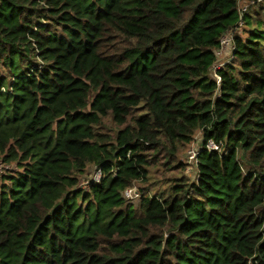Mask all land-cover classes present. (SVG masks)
<instances>
[{
  "label": "trees",
  "instance_id": "16d2710c",
  "mask_svg": "<svg viewBox=\"0 0 264 264\" xmlns=\"http://www.w3.org/2000/svg\"><path fill=\"white\" fill-rule=\"evenodd\" d=\"M11 163L0 264H264V0H0Z\"/></svg>",
  "mask_w": 264,
  "mask_h": 264
},
{
  "label": "built area",
  "instance_id": "2783aa9c",
  "mask_svg": "<svg viewBox=\"0 0 264 264\" xmlns=\"http://www.w3.org/2000/svg\"><path fill=\"white\" fill-rule=\"evenodd\" d=\"M247 6H243L240 9V14L245 11ZM243 10V11H242ZM243 23V20L241 17H239L237 21V27L241 26ZM234 30H230L227 33L223 34L220 38L219 47L216 49L215 53L216 55L222 53L224 50L229 49L232 51L234 49V45L232 42ZM219 67V65H216ZM218 79V77H217ZM202 149L206 150H215L220 152L222 150V145L219 143H215L212 139H208L205 143L203 141H193L190 145V148L187 150L186 159L188 163L197 165L198 162V155ZM93 180L98 181L100 178V170L95 169V172L93 174V177H91ZM83 184H86L87 188V180L83 181ZM138 194L136 193L135 187H128L124 190V197L126 198H134Z\"/></svg>",
  "mask_w": 264,
  "mask_h": 264
},
{
  "label": "rangeland",
  "instance_id": "374dc122",
  "mask_svg": "<svg viewBox=\"0 0 264 264\" xmlns=\"http://www.w3.org/2000/svg\"><path fill=\"white\" fill-rule=\"evenodd\" d=\"M243 11V10H242ZM230 54H231V51L229 49H226L224 50L222 53L216 55L217 56V62H216V65H219L221 66L224 62H226L229 57H230ZM193 141H201V136L200 134H196L194 136V140ZM191 145V144H190ZM190 145L186 148V150L182 153V156H181V162L186 165L187 169H186V175L190 178V179H193L195 177V174H196V166L194 164H191V163H188L186 162L187 159H186V154H187V150L190 148ZM4 169H16L15 168V165L14 163H11V164H7V165H4V164H0V170L1 171H5ZM95 172V169L93 167H89L88 169H86V171L84 172V174L81 176V179H80V183H79V186L80 187H83L84 189H86V184H83V181L93 177V174ZM152 175V174H151ZM154 175V174H153ZM155 177V176H153ZM153 180V178L151 179ZM139 184V185H138ZM143 185H147V184H140V183H136L135 184V187L137 189H139L138 186H143ZM140 192V191H139ZM133 201H137V200H133Z\"/></svg>",
  "mask_w": 264,
  "mask_h": 264
},
{
  "label": "clouds",
  "instance_id": "9594fccd",
  "mask_svg": "<svg viewBox=\"0 0 264 264\" xmlns=\"http://www.w3.org/2000/svg\"><path fill=\"white\" fill-rule=\"evenodd\" d=\"M131 187H134V186H131Z\"/></svg>",
  "mask_w": 264,
  "mask_h": 264
}]
</instances>
